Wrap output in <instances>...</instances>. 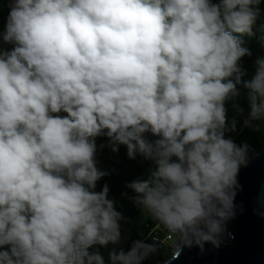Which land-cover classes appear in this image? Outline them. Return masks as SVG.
<instances>
[{
    "label": "clouds",
    "instance_id": "obj_1",
    "mask_svg": "<svg viewBox=\"0 0 264 264\" xmlns=\"http://www.w3.org/2000/svg\"><path fill=\"white\" fill-rule=\"evenodd\" d=\"M261 0H10L0 49V264H142L157 251L118 245L121 213L96 140L154 170L127 187L173 247H219L235 218L250 147L227 133L226 104L264 126V57L243 79L241 36ZM264 43V37L261 38ZM264 214V213H262ZM177 252V251H176ZM175 254V253H174ZM172 257V256H171ZM170 257V258H171Z\"/></svg>",
    "mask_w": 264,
    "mask_h": 264
},
{
    "label": "trees",
    "instance_id": "obj_2",
    "mask_svg": "<svg viewBox=\"0 0 264 264\" xmlns=\"http://www.w3.org/2000/svg\"><path fill=\"white\" fill-rule=\"evenodd\" d=\"M10 0H0V49L9 50L12 45L5 44L2 40V33L7 20L9 12ZM260 16L253 26L254 35L249 37L247 35L241 36L240 39L244 41V47H247L251 55L245 56L241 59V67L246 71L243 79H250L255 72V61L257 58L264 57V43L261 38L264 37V0H261ZM243 109V114H238L232 107V102H228V120L229 122L235 117L236 131L227 133L237 144L247 143L250 147L248 154V162L259 152L264 150V126L260 131H255L252 128L244 127L243 120L247 117L249 112V105L247 100V90L240 88V96L235 101ZM108 141L105 137H99L96 140L97 153L96 162L97 167L101 171L109 173L102 177L96 186V191H100L102 187L107 184L109 187V199L114 201V208L121 213L123 219L119 221L121 230V240L128 237V242L123 244L120 248L129 250L135 241L147 240L149 228L155 224V221L146 212L143 213L141 207L134 202V197L137 195L127 185L133 180H147L154 170L151 161L145 160L140 155L136 159H129L127 156V148L125 145H119L118 151L113 152L110 147L103 148L100 145H107ZM112 244L107 246H93L90 251L99 250L102 254ZM169 255H161L157 259L151 260L150 254L142 262V264H156L158 262L166 261Z\"/></svg>",
    "mask_w": 264,
    "mask_h": 264
},
{
    "label": "water",
    "instance_id": "obj_3",
    "mask_svg": "<svg viewBox=\"0 0 264 264\" xmlns=\"http://www.w3.org/2000/svg\"><path fill=\"white\" fill-rule=\"evenodd\" d=\"M235 218L227 221L222 243L214 247L181 245L168 260L156 264H264V150L238 174Z\"/></svg>",
    "mask_w": 264,
    "mask_h": 264
},
{
    "label": "built area",
    "instance_id": "obj_4",
    "mask_svg": "<svg viewBox=\"0 0 264 264\" xmlns=\"http://www.w3.org/2000/svg\"><path fill=\"white\" fill-rule=\"evenodd\" d=\"M152 236L159 237V243L157 249L159 251H168V255L176 253L178 247L173 248L172 245L175 242L174 238L158 223L155 222L153 226L149 228L146 239L152 243Z\"/></svg>",
    "mask_w": 264,
    "mask_h": 264
},
{
    "label": "rangeland",
    "instance_id": "obj_5",
    "mask_svg": "<svg viewBox=\"0 0 264 264\" xmlns=\"http://www.w3.org/2000/svg\"><path fill=\"white\" fill-rule=\"evenodd\" d=\"M147 218H150L149 216ZM128 242V237H125L124 239L120 240V243L118 245H113V246H110L106 249L105 252L102 253V255L104 256L105 260L107 261V258H108V252L113 248V247H116V248H120L123 244L127 243ZM174 244V243H173ZM173 247V245H172ZM174 248V247H173ZM168 251H159L157 249V251L153 252V253H150V256H151V260L153 261L154 259H157L158 257H160L161 255H167ZM174 254H170L169 255V258L171 256H173Z\"/></svg>",
    "mask_w": 264,
    "mask_h": 264
}]
</instances>
